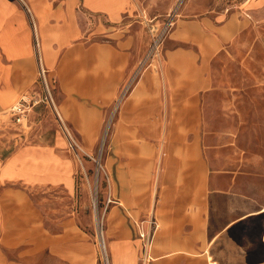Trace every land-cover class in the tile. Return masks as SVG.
Listing matches in <instances>:
<instances>
[{"label": "crops", "instance_id": "obj_1", "mask_svg": "<svg viewBox=\"0 0 264 264\" xmlns=\"http://www.w3.org/2000/svg\"><path fill=\"white\" fill-rule=\"evenodd\" d=\"M176 1L0 0V134L3 113L41 90L39 54L72 89L119 97L148 48L143 12L161 20ZM198 1L182 5L161 72L156 66L136 76L109 127V217L120 220L109 224L112 264H264V189H245L210 161L196 134V123L207 122L198 112L212 81L211 58L247 18L215 0ZM242 4L254 16L264 0ZM71 58L90 59L86 71ZM74 172L58 142L1 149L0 264H98L78 213L69 215ZM150 214L158 228L152 258L143 260L136 222Z\"/></svg>", "mask_w": 264, "mask_h": 264}, {"label": "rangeland", "instance_id": "obj_2", "mask_svg": "<svg viewBox=\"0 0 264 264\" xmlns=\"http://www.w3.org/2000/svg\"><path fill=\"white\" fill-rule=\"evenodd\" d=\"M208 1L199 0L198 4ZM244 1L215 0L219 5L228 6V14L238 10L240 17L247 18V24L211 58L212 81L201 94L205 106L198 112L200 118L206 115L207 122L196 123V134L210 161L244 181L245 189L255 185L261 190L264 189V7L257 8L251 16L250 12L241 9ZM188 2L181 0V7ZM181 16H187L186 10ZM169 36L161 47V55L155 58L156 61L148 60L142 73L156 66L161 72ZM100 40L108 45L110 39L105 36ZM74 48L76 44L69 50ZM142 58L132 64L136 70L140 69ZM70 61L80 72L86 71L90 59L71 58ZM43 66L60 116L55 106L40 103L30 111L26 126L21 127L14 125L4 112L0 148L6 151L23 142H58L67 148L75 163V191L68 193L69 215L73 211L78 213L79 224L95 249L98 264H112L114 235L109 232V224L114 228L115 224L120 225V220L117 217L114 220L113 215L109 217L114 202L107 164L109 127L122 97L142 73L137 78L132 75L119 97L109 100L108 91L103 92L102 97H92L101 92L92 91L89 96L72 89L71 83L65 85L58 75V68L47 66L40 54L36 73L38 86L42 81L39 70ZM67 96L73 97V102L68 105L65 103ZM51 193L59 194V191Z\"/></svg>", "mask_w": 264, "mask_h": 264}, {"label": "built area", "instance_id": "obj_3", "mask_svg": "<svg viewBox=\"0 0 264 264\" xmlns=\"http://www.w3.org/2000/svg\"><path fill=\"white\" fill-rule=\"evenodd\" d=\"M180 8L181 0H177L174 6L164 15L161 20H157L155 17H151L143 12L141 20L148 29L150 45L139 64L140 69L136 70V76L142 72V69L148 60L155 59L161 55V47L177 23V19L180 17ZM39 74L42 78L41 90L35 92L33 95L23 97L20 101L11 105L6 111L11 122L16 126L24 127L28 121L30 111L33 109V107L40 103H45L52 108L55 106V111L60 116V112L54 103L44 66L39 70ZM63 128L66 129L64 126ZM136 227L137 234L142 240L143 244V260L151 259V248L156 230L158 228V221L155 215L150 214L149 216L138 220L136 222Z\"/></svg>", "mask_w": 264, "mask_h": 264}, {"label": "bare ground", "instance_id": "obj_4", "mask_svg": "<svg viewBox=\"0 0 264 264\" xmlns=\"http://www.w3.org/2000/svg\"><path fill=\"white\" fill-rule=\"evenodd\" d=\"M104 238V241H105V237H103Z\"/></svg>", "mask_w": 264, "mask_h": 264}]
</instances>
